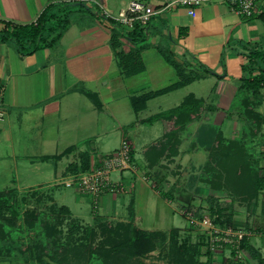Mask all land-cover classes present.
<instances>
[{
  "label": "crops",
  "instance_id": "0c3cea01",
  "mask_svg": "<svg viewBox=\"0 0 264 264\" xmlns=\"http://www.w3.org/2000/svg\"><path fill=\"white\" fill-rule=\"evenodd\" d=\"M127 1L0 0V20L17 23L34 21L48 4H52L51 12L67 6L63 14L65 26L53 45L22 55L12 42L0 43V108L4 112L0 119L3 151L0 150V178L8 173L10 183L0 189L41 188L42 183L26 178L34 161L50 163L61 182L74 174L70 164L79 161L80 152L87 151L90 163H96L100 156L118 148L122 140L129 143L130 162L145 169L148 162L145 149L172 125L167 119L146 123L142 122L144 118L176 106L188 93L202 98L205 105L221 108L219 113L223 117L241 76L246 74L243 66L248 63V55L255 51L264 53V1L250 17L237 14L222 3L201 6L194 16L188 15L183 7L163 10L153 16L146 39L141 42L133 41L128 33L106 23L102 17L103 10L115 13ZM143 1L153 6L162 2ZM118 54L135 55V61L130 58L119 61ZM167 57L199 77L150 97L144 109L134 111L132 96L177 81L175 67ZM139 67L141 70L137 72L128 71ZM153 101L162 103L155 111L146 113ZM143 124L148 126L142 130ZM222 126L227 138L229 132L231 138L242 132L241 124L234 120L228 119ZM186 128L178 131L185 132ZM113 130L120 134L118 147L96 151V142L104 146L102 138ZM183 142L178 148L180 152ZM71 145L77 147L58 158H41L59 154ZM33 147L59 151L26 153ZM134 173L129 169L118 172L116 179L125 183L129 193L115 197L105 193L100 197L99 207L103 211L121 212L124 203L132 199L133 221L144 227L138 223V200L141 185L148 184L138 172ZM2 181L5 182L4 178ZM47 182L43 179V187ZM149 208L150 212L157 210Z\"/></svg>",
  "mask_w": 264,
  "mask_h": 264
},
{
  "label": "rangeland",
  "instance_id": "374dc122",
  "mask_svg": "<svg viewBox=\"0 0 264 264\" xmlns=\"http://www.w3.org/2000/svg\"><path fill=\"white\" fill-rule=\"evenodd\" d=\"M66 7L61 8L57 13L61 15L65 14ZM246 92L249 93L250 90ZM259 92L260 95L256 97L259 103L254 106V110L264 118V107L262 101H260L264 96V86ZM243 93L238 91L237 94L236 87L233 99L227 109L223 111V117L219 113L221 108L210 103L202 106L197 112L190 115L191 119L186 123L190 125L188 128L184 126L187 129L185 132L178 131L176 134L171 135L170 133L177 126L169 120L172 127L165 132L168 135L170 134L169 138H164L159 149L153 152L151 151L148 154V163H153V165L146 164L144 169L139 164L137 166L135 163L132 164L130 162L129 170L133 173L138 172L139 177L148 184L141 185L143 189L141 188L139 192L138 209L140 216L138 223H141L144 226L141 228L146 231H162L165 233V240L160 247L158 245L157 248L136 258L139 264H173V253L177 252V249L181 248L180 246L191 244L199 245L200 247L199 253L196 256L200 264H228V260L234 263L239 262L240 264H259L258 259L252 256V251L259 253L264 258V203L261 200V196H254L252 190L244 187L238 188L236 192L238 195L236 194L235 196L230 195L226 190L212 189L207 180L209 174L203 169L208 157V146L212 143L216 130L219 129L222 131V124L228 119L231 121L234 120L237 123L239 122L242 128L246 126L249 130L256 131H254V137L249 139V147L253 146L254 142L255 145H259V148L264 147V124H261L262 126L256 130L257 127H255V124L259 122L258 118L254 114H249L252 110L251 108L248 113L245 112L241 104L237 101L242 98ZM157 102H151L146 113L155 111L158 105L162 103ZM246 115L252 116V119L246 120ZM154 124L156 125L157 122ZM146 126L148 125L143 124L142 130ZM155 130H153V133ZM134 135L136 134H132V136ZM226 135L230 136L229 138L232 136L230 132ZM175 140L178 141L176 145ZM183 140V149L180 152L178 148ZM119 141V132L115 130L110 131L106 137L102 138L104 146H100L101 144H97L96 142L98 146L96 151L103 152L114 147L116 148L118 147ZM57 149L61 148L58 146ZM0 150L3 152L2 149ZM43 151L55 152L59 150L52 148L43 150L42 148L35 149L33 147L30 150H26V153L29 152L36 155L43 153ZM183 152L187 153L185 157L183 156ZM157 155L159 156L156 157ZM155 158L156 161H154ZM31 168V171L28 172L30 174H26V178H30L31 182L42 183V187L38 188L39 190L51 192L55 204L66 205L71 212V216L74 218H78L82 223H86V225L97 227V235L92 240L93 245L99 246L101 244L102 234L99 233V226L101 224L112 222L113 225L119 222H126L131 214L133 216L132 199L130 203H124L121 212L103 211L99 207L100 197L105 193L111 194L110 196L112 197L129 193L128 187L122 180H120L121 189L119 188L116 192H102L94 199L91 196L76 191L73 187L61 185L59 173H56L57 175L53 174V167L50 163L34 161ZM117 173L113 172L111 178L116 179ZM3 178L4 183H2ZM3 178H0V187L10 185L8 182V173L4 174ZM43 179L49 181L44 184V187ZM160 192H167L171 197H163ZM23 193L25 191H20L18 196ZM207 196L219 198L220 205L226 206L227 211L231 212L235 225V227L230 225L232 228L247 232L248 235L239 243L233 246L222 243L217 239L220 234H211V230L203 223L202 219L208 217L212 226H218L219 228H223L224 226L213 222L212 217L207 214V206L209 205ZM49 203L48 199L43 200L42 198L40 200V198L34 197L28 198L25 203L26 205L18 203L17 206L21 213L24 209H27L33 212H45L48 217V212H50L48 210ZM149 206L151 208L155 207L157 209L156 212H150ZM93 208L96 211L95 215L92 214ZM4 214H7V218L11 216L9 210ZM71 216H64L62 223L57 227L55 226L58 229H51V231L59 230L61 240L69 238V224L75 220ZM22 222V220H17V223L12 225L9 222L0 220V264H35L33 262L39 258L46 260L49 264H102L97 258L92 256L86 257L87 254L76 257H73V254H69L63 257L62 254L53 256L50 252L43 256V230H46L43 227V218L41 221L35 220L37 223L29 230H27ZM90 234V232H87L82 237L84 242H90ZM55 236H57L56 233ZM38 238L40 243L38 244L39 248L34 247L36 251L30 257L27 251L29 241H38ZM173 240L176 241V244L173 243L174 246L172 245ZM4 241H8L9 243L2 244ZM244 242L248 243L252 248L251 252L246 246H241ZM5 246H10L9 251H5ZM232 248L235 252L233 255L231 253ZM30 258L34 260L31 261ZM88 258L93 259L89 261L87 260Z\"/></svg>",
  "mask_w": 264,
  "mask_h": 264
},
{
  "label": "trees",
  "instance_id": "16d2710c",
  "mask_svg": "<svg viewBox=\"0 0 264 264\" xmlns=\"http://www.w3.org/2000/svg\"><path fill=\"white\" fill-rule=\"evenodd\" d=\"M52 4H48L37 15L36 19L29 23H17L10 20H0V43L10 41L14 44L17 51L24 55L32 53L33 51L49 47L55 43L59 38L62 29L65 26V17L57 14V12H51ZM128 35L133 41L141 42L146 39L147 28L145 30L136 29ZM135 54V53H132ZM119 61L130 60L135 61V55L124 56L119 55ZM117 56V57H118ZM167 60L175 67L177 74V81L169 84L159 90L143 93L137 96L131 97V106L134 111L144 109L146 101L150 97L165 93L167 91L178 88L194 79L199 77L198 73L188 71L185 67L171 58L167 57ZM248 63L243 66V70L246 72L240 78V83L237 86L238 91L244 92L242 98L237 101L243 107L245 112L254 114L259 120L256 130L264 124V118L254 110V106L259 103L256 98L260 95L259 90L264 86V53L255 51L248 55ZM252 69V70H251ZM138 69H128L129 72H137ZM254 70V71H253ZM250 90L249 93L246 91ZM92 97V95H90ZM253 98H255L253 100ZM262 101L264 107V96ZM98 105V102H95ZM204 100L197 98L192 93H188L183 97L179 104L166 110H161L153 113L142 120V122L150 123L158 119L171 120L177 126L176 129L170 133L176 134L179 129H183L191 119V114L195 113L204 106ZM251 108V109H250ZM248 119H252V116L246 115ZM262 124V125H261ZM251 127V126H250ZM252 129V127H251ZM255 130H249L244 126L239 136L232 138H226L222 131L216 130L212 143L208 146L207 161L203 166V169L209 174L208 183L212 189L226 190L230 195L235 196L237 189L244 187L252 190L254 196L260 195L261 200L264 203V147L259 148V145L249 147L251 137H254ZM170 134L164 133L162 137L155 143L150 144L145 149L144 153L148 154L154 150L159 149L163 139L169 138ZM178 141L175 140V145ZM77 145H71L65 148L61 153L51 156H42V159L58 158L61 155L67 154L75 149ZM259 148V149H258ZM175 154V153H173ZM171 154V155H173ZM131 158V153L129 152ZM157 155L156 157H158ZM156 161V158L155 160ZM147 164L149 165L150 162ZM151 166L153 163L150 164ZM91 167L89 154L87 151L79 153V161L77 163L70 164V171L73 173L83 172ZM20 191L15 187H8L0 189V220L3 222H9L12 225L17 223V220H22V224L29 230L35 223V220L41 221L43 218V256L50 253L55 256L56 254L69 255L73 254V257L87 254L86 257H94L99 259L102 264H139L136 258L151 251L163 244L165 240V233L162 231H146L141 227L135 225L133 216L126 222H119L112 225V222L103 223L99 226V233L102 234L101 244L93 245L92 240L97 235V227L86 225L82 223L78 218L71 216L69 208L64 204H55L53 201V195L49 191H42L38 188H33L25 191V193L18 196ZM163 197L170 198V194L167 192H160ZM238 195V194H237ZM10 196V197H9ZM40 198V200L48 199V217L45 212H33L31 210L24 209L22 213L18 210V203L26 205L28 198ZM17 198V199H15ZM209 205L207 206V214L212 217L213 222L224 225L234 226L232 220V214L226 206L220 205L219 198L214 196H207ZM9 210L10 218H7V214L4 213ZM92 214L95 215L96 211L93 208ZM201 215V213H199ZM69 215L73 217V220L69 224V238L61 240L59 230H53L62 223L64 216ZM11 226V225H10ZM56 226V227H55ZM58 229V228H56ZM90 232V242H84L83 236ZM55 233L57 236H55ZM7 234V233H6ZM47 234V235H46ZM46 236V238H45ZM54 236V237H53ZM80 236V237H79ZM57 237V238H56ZM1 242V241H0ZM27 251L29 256L34 255L36 248H39L38 241H29ZM9 243L8 241L2 242V244ZM176 244L173 240L172 245ZM8 245V244H7ZM241 246H246L249 251L252 248L248 243L244 242ZM6 247V246H5ZM34 247L35 250H34ZM177 252L173 253V264H200L196 258L199 253V245H187L180 246ZM10 246L5 248V251H9ZM232 255L235 253L232 248ZM252 256L258 259L259 264H263L264 258L259 253L251 252ZM75 259V258H73ZM93 258H88L91 261ZM30 260H34L30 258ZM228 264H240L239 262H232L228 260ZM29 263V261H27ZM35 264H49L46 260L35 259Z\"/></svg>",
  "mask_w": 264,
  "mask_h": 264
},
{
  "label": "built area",
  "instance_id": "2783aa9c",
  "mask_svg": "<svg viewBox=\"0 0 264 264\" xmlns=\"http://www.w3.org/2000/svg\"><path fill=\"white\" fill-rule=\"evenodd\" d=\"M264 0H162L158 6H153L143 0H128L117 12L102 11L104 21L122 32L130 33L136 29L145 30L153 16L163 10L183 7L186 13L194 16L197 8L211 4L222 3L231 11L250 17L257 13L258 4ZM4 112L0 108V119ZM130 147L126 140L115 150H112L98 158L96 163L83 172L74 173L69 178L61 181L65 187H73L76 191L97 198L102 192H116L122 188L120 180L112 179L113 172H120L130 168ZM191 217V216H190ZM203 223L211 230V234H220L217 239L222 243L232 246L239 243L247 234L242 230H235L231 226H212L208 217L202 219Z\"/></svg>",
  "mask_w": 264,
  "mask_h": 264
}]
</instances>
